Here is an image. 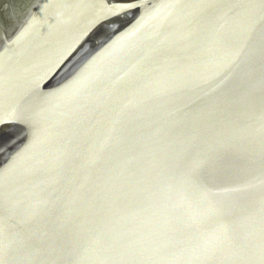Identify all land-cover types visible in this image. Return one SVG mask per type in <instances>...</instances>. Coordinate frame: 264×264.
Listing matches in <instances>:
<instances>
[{
    "label": "water",
    "instance_id": "1",
    "mask_svg": "<svg viewBox=\"0 0 264 264\" xmlns=\"http://www.w3.org/2000/svg\"><path fill=\"white\" fill-rule=\"evenodd\" d=\"M0 264H264V0H3Z\"/></svg>",
    "mask_w": 264,
    "mask_h": 264
},
{
    "label": "flooded vegetation",
    "instance_id": "2",
    "mask_svg": "<svg viewBox=\"0 0 264 264\" xmlns=\"http://www.w3.org/2000/svg\"><path fill=\"white\" fill-rule=\"evenodd\" d=\"M2 1H3V0H0V4H1Z\"/></svg>",
    "mask_w": 264,
    "mask_h": 264
}]
</instances>
